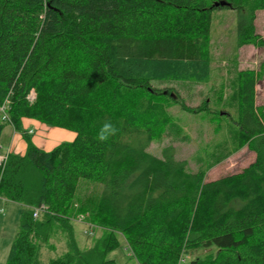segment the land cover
I'll return each instance as SVG.
<instances>
[{
    "label": "trees",
    "instance_id": "trees-1",
    "mask_svg": "<svg viewBox=\"0 0 264 264\" xmlns=\"http://www.w3.org/2000/svg\"><path fill=\"white\" fill-rule=\"evenodd\" d=\"M218 1L0 0V106L8 117L0 111V134L7 124L19 130L24 117L76 133L49 151L26 138L23 154L8 153L0 197L21 210L2 264H43L51 239L64 251L46 264H117L107 255L118 235L139 264H182L212 246L215 254L187 264H264V106L255 103L264 61L238 72L234 122L255 153L241 171L207 180L173 145L149 151L166 120L164 105L148 97L151 82L209 79L214 10H236L238 47L264 46L255 26L264 0ZM81 181L102 188L81 199ZM81 214L101 232L87 247L72 222Z\"/></svg>",
    "mask_w": 264,
    "mask_h": 264
},
{
    "label": "rangeland",
    "instance_id": "rangeland-1",
    "mask_svg": "<svg viewBox=\"0 0 264 264\" xmlns=\"http://www.w3.org/2000/svg\"><path fill=\"white\" fill-rule=\"evenodd\" d=\"M236 20L237 12L234 9L221 8L212 12L211 73L207 81L154 80L151 86L155 88V93L148 95L153 101L164 105L166 114V120L150 144L149 151L160 155L161 148L171 144L175 148L176 157L187 160L192 171L204 170L207 180L239 172L255 158V153L243 141L234 121L239 106L238 72L241 69L257 70L264 61V46L248 44L238 47ZM255 26L256 31L264 37V10L256 12ZM255 89L256 105L264 106V76L258 78ZM163 92L177 94L179 98L176 100L163 97ZM144 96L147 97L138 93L135 99ZM179 100L191 107L205 108V105L208 111H186ZM4 129L6 132H2L1 138L8 141L11 127L7 124ZM1 146L0 151L5 152V148ZM101 188V184L81 181L76 197L89 198L96 195ZM14 204L4 205L3 210H0V264L5 262L19 226L20 207H15ZM76 217L72 221L76 240L80 247H87L101 232L94 228L93 234L89 235L84 221L81 223ZM118 237V245L107 256L113 258L117 264H139L123 237ZM51 242L55 245V250L46 249L48 245L45 244L41 249L40 259L43 264L64 251L61 242L54 239ZM216 251L213 246L199 248L185 255L182 264H187L190 259L203 260Z\"/></svg>",
    "mask_w": 264,
    "mask_h": 264
},
{
    "label": "crops",
    "instance_id": "crops-1",
    "mask_svg": "<svg viewBox=\"0 0 264 264\" xmlns=\"http://www.w3.org/2000/svg\"><path fill=\"white\" fill-rule=\"evenodd\" d=\"M10 127L11 134L8 141H3L1 138L2 132H6L5 129H3L0 134V146L2 145L1 147L5 148V152L7 153L23 154L27 145L26 138L31 139V141L41 149L49 151L61 142L72 141L76 135L72 130L62 127L48 126L36 119L27 117L22 118L19 130H15L12 125H10ZM9 203H15V207L19 206L21 210L20 204L6 200L2 197H0V210L2 211V207L4 205L8 206Z\"/></svg>",
    "mask_w": 264,
    "mask_h": 264
},
{
    "label": "built area",
    "instance_id": "built-area-1",
    "mask_svg": "<svg viewBox=\"0 0 264 264\" xmlns=\"http://www.w3.org/2000/svg\"><path fill=\"white\" fill-rule=\"evenodd\" d=\"M28 99L29 100H33L34 97H35V94L34 92H30V94H28ZM0 111L2 113L1 117H2V120L3 121H7L8 120V117L6 115V104H3L0 106ZM7 156H8V153L7 152H2L0 151V168L4 165L5 161L7 160ZM45 209V206L44 205H40V206H37V207H33L32 210H33V217L34 218H37L38 215L40 214L41 211H43ZM78 219L79 222L82 223V221H84L83 223L86 224V232L89 234V235H92L93 234V229L96 228L93 224L85 221V218L84 216L81 214L79 216L76 217ZM183 262V260H182Z\"/></svg>",
    "mask_w": 264,
    "mask_h": 264
},
{
    "label": "water",
    "instance_id": "water-1",
    "mask_svg": "<svg viewBox=\"0 0 264 264\" xmlns=\"http://www.w3.org/2000/svg\"><path fill=\"white\" fill-rule=\"evenodd\" d=\"M214 5H216V6H230V4L226 0H220V1L216 2ZM171 95H173V94H171Z\"/></svg>",
    "mask_w": 264,
    "mask_h": 264
},
{
    "label": "clouds",
    "instance_id": "clouds-1",
    "mask_svg": "<svg viewBox=\"0 0 264 264\" xmlns=\"http://www.w3.org/2000/svg\"><path fill=\"white\" fill-rule=\"evenodd\" d=\"M109 128L110 126L106 124L105 129H109ZM100 139L103 140V139H106V137L104 135H101Z\"/></svg>",
    "mask_w": 264,
    "mask_h": 264
}]
</instances>
